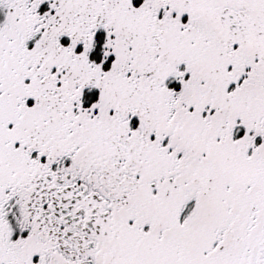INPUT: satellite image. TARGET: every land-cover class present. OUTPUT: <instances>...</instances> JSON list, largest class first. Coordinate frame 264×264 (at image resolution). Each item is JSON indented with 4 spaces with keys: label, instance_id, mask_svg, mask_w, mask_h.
<instances>
[{
    "label": "snow or ice",
    "instance_id": "snow-or-ice-1",
    "mask_svg": "<svg viewBox=\"0 0 264 264\" xmlns=\"http://www.w3.org/2000/svg\"><path fill=\"white\" fill-rule=\"evenodd\" d=\"M0 264H264V0H0Z\"/></svg>",
    "mask_w": 264,
    "mask_h": 264
}]
</instances>
